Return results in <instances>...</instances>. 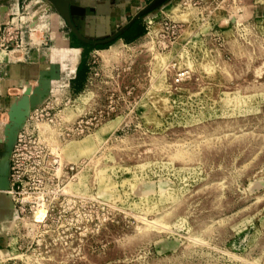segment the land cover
I'll list each match as a JSON object with an SVG mask.
<instances>
[{"label":"rangeland","instance_id":"374dc122","mask_svg":"<svg viewBox=\"0 0 264 264\" xmlns=\"http://www.w3.org/2000/svg\"><path fill=\"white\" fill-rule=\"evenodd\" d=\"M166 1L31 109L0 264H264V0Z\"/></svg>","mask_w":264,"mask_h":264},{"label":"crops","instance_id":"0c3cea01","mask_svg":"<svg viewBox=\"0 0 264 264\" xmlns=\"http://www.w3.org/2000/svg\"><path fill=\"white\" fill-rule=\"evenodd\" d=\"M25 1L0 0V9L5 10L10 4L21 5ZM69 1L85 9V15L74 22L86 41L78 39L56 12L49 15L52 27L40 32L39 41L24 50L9 52L5 48L6 36L0 32V165L6 156L2 129L9 122L8 110L24 89L33 83L37 85L41 78L55 74L59 75L58 79L53 80L55 87L67 82L71 93L81 92L88 77V72L81 75V67L78 69L82 60L87 58L85 48L96 47V41L110 36L127 35L137 23L145 31L137 40L144 37L148 32L146 18L149 14L141 12L154 0ZM117 41L127 43L124 38ZM70 65L72 68L68 73ZM14 211L11 195L0 190V224L5 219L13 218Z\"/></svg>","mask_w":264,"mask_h":264},{"label":"built area","instance_id":"2783aa9c","mask_svg":"<svg viewBox=\"0 0 264 264\" xmlns=\"http://www.w3.org/2000/svg\"><path fill=\"white\" fill-rule=\"evenodd\" d=\"M50 10L51 5L46 0H26L25 3L21 5L10 4L5 10L0 9V32H3L7 39L5 48L8 49L9 52H15L16 50H24L31 44L35 45L37 41H39L40 32H45L52 27V24L49 23V15L52 13ZM89 70L90 67L88 64V74ZM64 87L69 88V83L61 86V88ZM50 109L51 108L46 107L32 111L28 115L29 117H27L23 127L18 132L17 140L10 157V188L7 191L13 198V208L15 212L17 211L16 204H14L15 187L18 182L14 179L13 172L18 158L22 155V142L24 141L25 135H29L30 140L33 139L32 143L35 145V149L39 151L42 149V143L39 140V132L36 131L34 123L37 122L39 116H46L47 120L52 121L56 114L52 115L49 111ZM64 133L68 137H79L83 135L84 129L74 126L64 127ZM36 156L40 157V155Z\"/></svg>","mask_w":264,"mask_h":264},{"label":"water","instance_id":"95a60500","mask_svg":"<svg viewBox=\"0 0 264 264\" xmlns=\"http://www.w3.org/2000/svg\"><path fill=\"white\" fill-rule=\"evenodd\" d=\"M49 2L56 12L63 17L66 21L70 31L80 40L86 41L77 26L75 19L85 15V9L71 3L69 0H46ZM166 0H154L147 6L141 13L148 14L156 10L161 3ZM169 1V0H168ZM167 2V1H166ZM165 2V3H166ZM116 39L115 36H110L105 39L96 41L95 45L109 44ZM59 78V75H49L39 79L38 84L34 89L26 87L23 94L17 98L9 107L8 115L9 122L4 127V145H5V158L0 165V190L8 191L10 188V157L13 147L17 140L19 130L23 127L31 109L44 97H46L51 88L53 80Z\"/></svg>","mask_w":264,"mask_h":264},{"label":"trees","instance_id":"16d2710c","mask_svg":"<svg viewBox=\"0 0 264 264\" xmlns=\"http://www.w3.org/2000/svg\"><path fill=\"white\" fill-rule=\"evenodd\" d=\"M144 29H142L138 23L135 24V26L128 32L127 35H119L116 37V39L109 43V44H103V45H97L96 47H86L85 48V55H86V50H90V49H106L108 48L110 45H112L113 43H115L117 40H119V38H124L126 40L127 43H131V42H135L140 36H142L144 34ZM86 64V58L82 60L81 64L79 65L78 69L82 66L85 67V73L86 74L88 72V67L85 65Z\"/></svg>","mask_w":264,"mask_h":264},{"label":"bare ground","instance_id":"6f19581e","mask_svg":"<svg viewBox=\"0 0 264 264\" xmlns=\"http://www.w3.org/2000/svg\"><path fill=\"white\" fill-rule=\"evenodd\" d=\"M44 215H45V211L41 210L40 213H39V215H38V217L39 218H42Z\"/></svg>","mask_w":264,"mask_h":264}]
</instances>
